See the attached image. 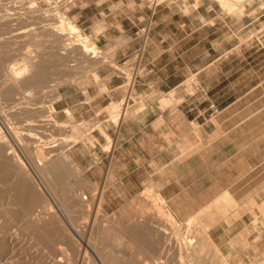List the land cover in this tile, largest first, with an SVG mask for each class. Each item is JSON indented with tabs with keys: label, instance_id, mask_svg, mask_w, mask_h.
I'll use <instances>...</instances> for the list:
<instances>
[{
	"label": "rangeland",
	"instance_id": "obj_1",
	"mask_svg": "<svg viewBox=\"0 0 264 264\" xmlns=\"http://www.w3.org/2000/svg\"><path fill=\"white\" fill-rule=\"evenodd\" d=\"M14 1L0 0L5 4L0 3V65H5L0 66V178L4 179V182L0 179V264H110L112 256H116L112 264L117 261L119 263L116 264H149V262L150 264H160V262L161 264H264V203L258 201L264 198V190L263 195L260 192L257 198L255 187L249 186L245 193V189H241L237 183L231 189L223 190L208 203H203V196L199 195L197 203L183 204L184 211L181 212L172 210L161 196L150 189L139 193L136 197H125V202L122 204H105L102 198L104 188L97 184L90 186L86 169L79 167L68 151L71 144L79 141L81 128L90 125L91 122L80 123L71 111L68 110L69 115H65L58 109L62 101L61 89L67 83L79 81L89 74H93L99 80L97 72L102 66L114 65L116 72L125 77L130 94L145 69L142 46L127 61L120 63L111 61L109 52L81 27L77 16L73 15V6L150 5L153 17L156 9L161 5H201L202 14L210 16L220 14L218 19L229 13L233 27L230 34L228 28L220 30L218 36L222 38L224 32L226 35L224 42L217 47L220 50L227 47L229 40L233 47L237 45L236 54H233L231 61H222L219 68L230 70L227 79L230 78L231 82L238 83L240 79L246 77L250 85L256 79L255 68L258 60L255 59V53L257 49L261 51L258 38L264 35V29L259 27V23L261 25L264 21V0ZM208 5H216V12L213 10L207 12ZM245 5H249L248 10L245 9ZM220 6L225 10L224 13L220 11ZM77 9L75 10L79 12L80 8ZM245 14L246 23L245 18H241ZM62 19L77 24L83 38L89 41L87 44L94 45V48L96 46L93 49L97 53L95 57H91L92 53L82 51V46L80 48V44H76L74 38L66 37V33H59V36H56L58 33L56 29L59 28L56 23L59 24L58 21ZM149 21H153L152 16ZM50 23L56 27L49 25ZM44 25L48 31H45ZM24 29L26 31H22ZM50 30L53 32L50 33ZM65 30L68 32L66 28ZM145 30H141L142 33H145ZM63 35L66 38H63ZM85 39H81L84 44H86ZM56 45L57 48L59 45L61 47L57 49ZM100 50L102 53H99ZM239 51H246L252 56H249L247 61H240ZM99 54L102 56L99 57ZM50 61L53 63H49ZM11 63L16 64L14 67L16 66L17 70L16 67L13 70L9 67ZM21 63H26L29 68L27 65L25 68ZM38 68L47 72L45 83L36 78ZM10 69L13 72L19 70L20 79L16 76V81L15 79L13 81L15 77L12 76L13 72ZM244 72H247V75H244ZM33 74L36 76L34 77ZM7 77L9 84L5 83ZM203 78L209 77L203 76ZM224 79L226 76L224 77L223 72H220V76L215 77V83ZM53 83L54 85L51 86ZM6 86L15 89V97L21 105L18 102L17 106L14 101L12 104L11 99L15 100L14 95L11 99L4 96L8 89ZM189 89L192 90L193 87L190 86ZM236 89L235 95H238L239 87L237 86ZM215 91V96L221 98L220 100L227 96L224 91L219 90V87ZM26 92H29V97L26 96ZM130 97L132 94L127 100L125 99V102L123 100L113 105L112 112L107 106L99 114L105 113L106 116L102 115V118L106 117L110 122L115 121L119 113L124 112L127 115L132 108ZM164 97L168 101L174 100V91ZM7 99L10 101L8 102ZM25 102L27 104L29 102L28 106ZM211 103L217 105L216 101H211L208 106ZM208 113L211 117H215L221 113V108L217 115H212L210 110ZM96 125L103 131L104 126L101 125V121L94 124ZM39 148L42 150L41 155L44 156L41 160H38ZM105 149L110 147L107 146ZM55 162L62 167L68 166L71 175L65 180L57 181L54 174L48 170ZM17 167L21 173L17 171ZM37 167H40L44 175ZM2 172L4 176L1 175ZM256 174L257 172H253L254 176ZM18 180L20 185L16 186ZM255 181L251 180L252 183ZM25 183L29 190H34L43 197L28 213L23 208L24 205L21 206V211L19 207L25 201L22 198L27 200L29 197ZM202 183L200 182L199 188L201 194L212 191L208 186L211 181L204 182V186ZM20 186L25 188L23 192L26 194L27 191V195L20 193L24 196H19L22 203L21 199H16L14 200L16 204H12L15 198L14 190L18 193L23 188ZM79 191L88 194V199L84 200ZM12 195L14 198L11 200ZM240 200L247 202L239 203ZM22 213L24 217L31 214L32 216L28 218L32 217V221L27 217L28 220L24 219ZM169 231L171 235L172 232L175 233V236L172 237ZM167 232L169 235L165 236ZM174 237H177V240ZM171 242L174 243L173 246L179 245L174 246V249ZM101 244L103 248L105 246L107 248H101ZM77 248L79 254L75 251ZM106 249L109 256L111 252V257L107 256L109 260L105 258ZM158 258L161 259L160 262ZM114 259L118 260L114 262ZM133 259L136 262H133ZM137 259L140 261L138 262Z\"/></svg>",
	"mask_w": 264,
	"mask_h": 264
},
{
	"label": "crops",
	"instance_id": "obj_2",
	"mask_svg": "<svg viewBox=\"0 0 264 264\" xmlns=\"http://www.w3.org/2000/svg\"><path fill=\"white\" fill-rule=\"evenodd\" d=\"M200 6L161 5L154 17L150 5L72 7L81 27L109 52L111 61H127L144 47L145 69L131 91L132 108L127 115L123 112L119 124L99 114L131 95L114 65L100 67L99 80L89 74L61 89L60 113L69 110L80 123L91 122L68 151L86 169L90 186L104 188L105 204H122L125 197L150 189L181 212L183 204L197 203L199 195L208 203L237 183L245 193L250 186L257 198L263 195L264 35L258 38L261 51L255 53V82L249 85L245 77L233 83L227 79L230 70L219 66L231 61L237 45L227 40V47H217L226 35L218 36L220 30L228 28L230 34L233 27L230 14L218 19L220 14H202ZM212 10L216 12V5H208L207 12ZM242 17L246 23L247 15ZM259 27L264 29V21ZM239 56L247 61L252 55L239 51ZM220 72L227 80L215 83ZM217 87L227 95L222 100L215 96ZM172 91L175 99L168 101L164 96ZM211 101L221 108L215 117L208 113ZM99 121L103 131L94 126ZM206 181L212 191L201 194L200 182L204 186ZM258 201L264 203V198Z\"/></svg>",
	"mask_w": 264,
	"mask_h": 264
},
{
	"label": "bare ground",
	"instance_id": "obj_3",
	"mask_svg": "<svg viewBox=\"0 0 264 264\" xmlns=\"http://www.w3.org/2000/svg\"><path fill=\"white\" fill-rule=\"evenodd\" d=\"M2 1H3V0H2ZM8 1H9V0H8ZM13 1H14V0H13ZM18 1H19V0H18ZM58 1H59V2H65V1H67V0H58ZM21 2H22V1H21ZM0 3H1V2H0ZM2 3H3V2H2ZM2 3H1V4H2ZM4 3H5V1H4ZM4 3H3L2 5H5ZM14 3H15V1H14ZM16 3H17V1H16ZM18 3H19V2H18ZM6 5H8V4H6ZM52 15H53V14H52ZM52 15H51V16H52ZM56 15H57V14H56ZM58 18H59V17H58ZM60 18H62V17L60 16ZM46 19H47V18H46ZM63 19H64V17H63ZM63 19L58 21L59 24L56 23L57 28H58V27L60 28V30H59V28L56 29V31H57L58 33H57L56 31H54L55 33H57L56 36H59V33H60V34H64V33H66L65 36H66V37L68 36V38H70V37H71V38H74V41H75V40L77 41L76 44H78V45L80 44V48H81V46H82V51H84L85 53L90 54L91 52L95 51V50H93V49H95L96 46H95V48H94V45L92 46V45H88V44H87V42H89V41H87L85 38H83L82 34L80 33V28L77 26V24H75L74 22H66V21L63 20ZM49 25H52V24L50 23ZM49 25H48V27H49ZM53 25H54V24H53ZM53 25H52V26H53ZM56 25H54V27H56ZM41 27H42V25H41ZM48 27H47V28H48ZM54 27H53V28H54ZM43 28L46 29V28H45V25L43 26ZM50 28H51V27H50ZM65 28L68 30V32H66ZM44 29H43V31H44ZM51 30H52V28H51ZM51 30H50V33L53 32V31L51 32ZM22 31H26V30L24 29V30H22ZM45 31H48V30L46 29ZM44 33H45V32H44ZM67 34H69V35H67ZM50 36H52V35H50ZM53 36H54V34H53ZM66 37H64V35H63V38H66ZM81 37H82V38H81ZM71 38H70V39H71ZM81 39H82V40L85 39V40H86V44H84V42L81 41ZM72 41H73V40H72ZM72 41H71V42H72ZM66 42H67V41H66ZM71 42H70V43H71ZM55 43H57V42H55ZM73 43L75 44V42H73ZM74 44H73V45H74ZM61 45H63V44H61ZM73 45H72V46H73ZM59 47H61V46L59 45ZM59 47L57 48V45H56V48H57V49H59ZM62 47H63V46H62ZM64 47L66 48V46H64ZM69 47H70V45H69ZM50 48H51V47H50ZM53 48H54V47H53ZM56 48H55V49H56ZM67 48H68V46H67ZM2 58H3V57H2ZM9 60H10V59H9ZM51 62H52V61H50L49 63H51ZM52 63H53V62H52ZM52 63H51V64H52ZM6 64H7V63H6ZM21 64H24V63H21ZM51 64H50V65H51ZM1 65L3 66L4 64H1ZM1 65H0V66H1ZM14 65H16V64H12V63H11V64L9 65V67L12 68V70H13V69H15V67H16V66L14 67ZM26 65H27V64L25 63V64H24V67H25V68H26ZM41 65H42V64H41ZM44 65H45V64H44ZM48 65H49V64H48ZM48 65H47V67H49ZM4 66H5V65H4ZM21 66H22V65H21ZM21 66H20V67H21ZM6 67H8V66L6 65ZM27 67H28V65H27ZM50 67H51V66H50ZM1 68H3V67H1ZM4 68H5V67H4ZM28 68H29V67H28ZM30 68H32V65H31ZM38 69H39V71H36V70H35V71L37 72V73H36V74H37V77H36V78H38L39 80H43V82L45 83L46 80H47V79H45L46 76H47V72L43 71L42 68H38ZM38 69H37V70H38ZM1 70H2V69H1ZM10 70H11V69H10ZM12 70H11V71H12ZM16 70H17V67H16ZM16 70H15V72L12 71V72H13L12 76L15 77V78L12 77V78H13V81H14V79H15V81H16V76H17V78L19 77V70H18V71H16ZM26 70H27V69H26ZM3 71H4V69H3ZM20 71H21V70H20ZM7 72H9V70H8ZM12 72H11V73H12ZM11 73H9V74H11ZM22 73H23V72H21V74H22ZM24 73H25V71H24ZM24 73H23V74H24ZM14 75H15V76H14ZM33 75H34V77L36 76L35 74H33ZM1 76L3 77V75H1ZM0 78H1V77H0ZM12 78H11V79H12ZM5 79H6V77H5ZM19 79H20V77H19ZM19 79H18V80H19ZM31 79H32V77H31ZM3 80H4V78H3ZM4 81H6V80H4ZM11 81H12V80H11ZM28 81H29V80H28ZM32 81H33V80H32ZM32 81H31V82H32ZM9 82H10V81H8V77H7V81H6L5 83H6V84H7V83L9 84ZM33 82H34V81H33ZM2 83H3V82H2ZM10 86H12V85H10ZM6 87H7L8 89L6 90L5 93H4V91H3L4 96H7V97H9V98L11 99V97L14 95L15 100L11 99V102H12V104H13V101H14V104L17 103L16 105L18 106V102L20 103V101H18V100H17V97H15V94H16L15 89L13 90L12 88H9V86H6ZM4 88H5V87H4ZM2 90H3V89H1V91H2ZM4 90H5V89H4ZM17 91H18V90H17ZM14 93H15V94H14ZM17 93H19V92H17ZM31 93H32V91H31ZM18 98H19V97H18ZM24 98H26V97L24 96ZM22 99H23V98H22ZM26 99H28V98H26ZM24 100H25V99H24ZM126 100H127V99H126ZM7 101L9 102L10 100L7 99ZM15 101H16V102H15ZM11 102H10V103H11ZM29 102H30V101H29ZM29 102H28V104H29ZM124 102H125V100H124ZM25 103L27 104V102H25ZM26 104H25V105H26ZM28 104H27V106H28ZM30 104H31V102H30ZM115 104H116V103H111V104L107 107V108H109V111H110V110H111V112L113 111L112 108H113V105H115ZM19 105H21V103H20ZM14 106H15V105H14ZM38 116H41V115L38 114ZM114 116H115V114H114ZM121 117H122V114L119 113V114L117 115L116 118L114 117V118H115V121H113V122H114L115 124H119V122H120V118H121ZM75 139H76V138H75ZM39 149H40V151H39L40 154H39L38 160H41V159L44 158V156L41 155V151H42L41 148H39ZM39 149H38V150H39ZM0 150H1V147H0ZM45 158H46V157H45ZM51 166H52V167H49L48 170H49L51 173L54 174V176H55V178H56L57 181L65 180V178H67V177H69V176L71 175V171L68 169V166H67V167H64V165H63V167H62V166H61L59 163H57V162L53 163V165H51ZM65 166H66V164H65ZM37 168L40 169V167H37ZM37 168H36V169H37ZM14 169H15V168H13V171H14ZM19 169H20V168H19ZM40 170H41V169H40ZM40 170H39V171H40ZM48 170H47V171H48ZM17 171H18V172L20 171V173H21V170H18V167H17ZM36 171H37V170H36ZM22 172H23V171H22ZM42 172H43V171L41 170V173H42ZM25 173H26V172H25ZM38 173H39V172H38ZM46 173H47V172H46ZM23 174H24V173H23ZM42 174H43V173H42ZM1 175H3V172H2ZM13 175H14V174H13ZM15 175H16V174H15ZM43 175H44V174H43ZM43 175H41V176H43ZM46 175H48V173H47ZM3 176H4V175H3ZM48 176H49V175H48ZM16 177H17V176H16ZM4 178H5V177H4ZM0 179H2V178H0ZM3 180H4V179H2V181H3ZM19 180H20V179H19ZM19 180L16 181V182H18L16 186L20 185V184H19V182H20ZM0 181H1V180H0ZM3 182H4V181H3ZM3 182H2V183H3ZM16 182H15V183H16ZM21 183L24 184L23 182H21ZM22 184H21V185H22ZM14 185H15V184H14ZM25 185H26V183H25ZM25 185H23V186H25ZM23 186H20V188L23 187ZM26 186H27V185H26ZM26 186H25V187H26ZM32 187H33V186H32ZM14 188H15V187H14ZM18 189H19V188H18ZM26 190H28V195H27V191H26V194L24 193V192H25V188H24V187L21 188L20 191L18 190V191H19L18 193H17L16 190H14V191L16 192V194H15V192H14V194H13V195L15 196V198H14V196L12 195L11 200H12V198H14V199H13V201H12L11 203H12V204H16V203H14V200H16V199H19V200H20L21 197H24L25 195L29 196L27 200H26V198H22V199L25 200V201L23 202L22 205L19 204V205H20V206H19V207H20V211H21V206L24 205L23 208H24L25 211H27V213H28L29 211H32V208L35 207V206L41 201V199H42L43 197H42L39 193L34 192V190H32V191L29 190V187H28V186H27V189H26ZM23 191H24V192H23ZM22 192L24 193V196H23V194H22V195L20 194V193H22ZM41 194H42V193H41ZM20 195H21V197H19ZM27 196H26V197H27ZM41 197H42V198H41ZM22 199H21V203H22ZM17 202H19V201H17ZM159 208H160V207H159ZM24 209H23V210H24ZM23 210H22V211H23ZM164 210H165V209H164ZM164 210H163V211H164ZM25 211H23V212H25ZM27 213L25 212V214H27ZM157 213H158V212H157ZM22 214H23V217H24V213H22ZM165 214H166V213H165ZM20 215H21V213H20ZM166 215H167V214H166ZM25 216L28 218V217H30V216H32V215H31V214H30V215L28 214V215H25ZM23 217H22V218H23ZM26 217H24V219H27ZM55 217H56V216H55ZM31 218H32V217H31ZM31 218H30V219L28 218V219L31 220ZM28 219H27V220H28ZM56 219H57V218H55V220H56ZM170 219H171V218H170ZM59 220H60V219H59ZM31 221H32V220H31ZM33 221H34V220H33ZM57 221H58V220H57ZM28 222H29V221H28ZM157 222L159 223L158 220H157ZM29 223H31V222H29ZM33 223H34V222H33ZM170 224H171V223H170ZM169 226H170V225H169ZM170 227H171V226H170ZM175 228H176V227H175ZM176 229H177V228H176ZM170 231H173V230H170ZM170 231H169V232H170ZM107 232H108V231H107ZM174 232H175V231H174ZM105 233H106V232H105ZM106 234H109V233H106ZM110 235H111V234H110ZM110 235H109V236H110ZM166 235H169V233H168V232H167V234L165 233V236H166ZM170 235H171V232H170ZM172 235L175 236V233L173 234V232H172ZM172 235H171V236H172ZM102 237H103V239H105L104 236H102ZM110 237H112V236H110ZM110 237H109V238H110ZM167 237H168V236H167ZM172 237H173V236H172ZM164 238H165V237H164ZM169 239H170V237H169ZM174 239L177 240V237H176V238L174 237ZM83 241H84V240H83ZM112 242H113V241L111 240V243H112ZM179 242H180V241H179ZM182 242H183V241H182ZM182 242H180V243H182ZM166 243H168V242H166ZM166 243H165V245H166ZM79 244H80V242H79ZM79 244H78V245H79ZM102 244H103V243H102ZM102 244H101V248L104 247V246L102 247ZM168 244H169V243H168ZM171 244H172V242H171ZM173 244H174V243H173ZM173 244H172V246H173ZM175 244H176V243H175ZM189 244H190V243H189ZM78 245H77V247L79 248ZM103 245H104V244H103ZM178 245H179V244H176V245H174V246H178ZM84 246H85V245H84ZM172 246L170 245L171 249H172V250H173V248L175 249V247L173 246V248H172ZM166 247L168 248V246H166ZM170 247H169V249H170ZM78 248H77V250H75V251H77V253H78V251H79ZM105 248H107V247L105 246ZM105 248H103V249H105ZM163 248H164V246H163ZM103 249H102V251H103ZM109 249H110V248H109ZM164 249H166V248H164ZM80 250H81V249H80ZM82 250H83V249H82ZM83 251H84V250H83ZM102 251H101V253H103ZM105 252H106L105 258H106L107 256H108V257H111V252L108 251L109 254H110V256L107 254V249L105 250ZM74 253H76V252H74ZM78 254H79V253H78ZM78 254H77V255H78ZM83 254H84V252L82 253V255H83ZM112 254H113V252H112ZM75 255H76V254H75ZM75 255H74V256H75ZM80 257H81V256H80ZM82 257H83V256H82ZM84 257H85V255H84ZM84 257H83V258H84ZM108 257H107V258H108ZM115 257H116V256H115ZM115 257L112 256V263H113V258H115ZM158 257H159V256H158ZM78 258H79V256H78ZM150 258H151V257H150ZM155 258H156V257H154V259H155ZM159 258H160V257H159ZM159 258H158V261H159V260L161 261V259H159ZM76 260H78V259H76ZM79 260H80V258H79ZM107 260H109V258H108ZM116 260H118V259H116ZM116 260L114 259V262H115ZM134 261L136 262L135 259H133V262H134ZM137 261H138V259H137ZM139 261H140V259H139ZM139 261H138V262H139ZM153 261H154V260H153ZM160 261H159V262H160ZM162 261H163V260H162ZM109 262H110V261H109ZM142 262H143V261H142ZM142 262H141V263H142ZM147 262H149V261H147ZM154 262H156V260H155ZM112 263H110V264H112ZM116 263H119V262L117 261ZM116 263H115V264H116ZM157 263H158V262H157ZM127 264H137V263H127ZM149 264H150V262H149ZM151 264H152V263H151ZM154 264H155V263H154ZM160 264H161V262H160Z\"/></svg>",
	"mask_w": 264,
	"mask_h": 264
},
{
	"label": "built area",
	"instance_id": "obj_4",
	"mask_svg": "<svg viewBox=\"0 0 264 264\" xmlns=\"http://www.w3.org/2000/svg\"><path fill=\"white\" fill-rule=\"evenodd\" d=\"M91 53H92L91 57H95L97 55V53L94 51ZM99 53H102V51L100 50ZM101 56L102 55L99 54V57H101ZM53 85H54V83L51 86H53ZM25 94L28 97L30 96L29 92H26ZM209 109H210L212 115H217L218 113H220V108L215 103H211L209 105ZM65 113H66V115H69L68 111H65ZM79 194L83 197L84 200L88 199V194L83 193L82 191H79Z\"/></svg>",
	"mask_w": 264,
	"mask_h": 264
}]
</instances>
